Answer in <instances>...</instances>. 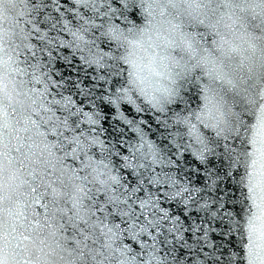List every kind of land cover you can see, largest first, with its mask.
Returning a JSON list of instances; mask_svg holds the SVG:
<instances>
[{
    "label": "snow or ice",
    "instance_id": "1",
    "mask_svg": "<svg viewBox=\"0 0 264 264\" xmlns=\"http://www.w3.org/2000/svg\"><path fill=\"white\" fill-rule=\"evenodd\" d=\"M0 264H264V0H0Z\"/></svg>",
    "mask_w": 264,
    "mask_h": 264
}]
</instances>
